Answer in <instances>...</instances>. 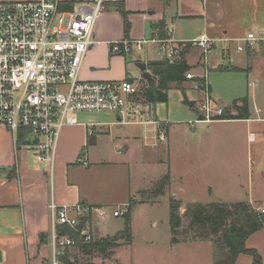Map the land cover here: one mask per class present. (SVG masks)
Listing matches in <instances>:
<instances>
[{
	"label": "rangeland",
	"instance_id": "obj_1",
	"mask_svg": "<svg viewBox=\"0 0 264 264\" xmlns=\"http://www.w3.org/2000/svg\"><path fill=\"white\" fill-rule=\"evenodd\" d=\"M208 10L211 16L208 38L213 40V46L207 51L206 67L197 68L196 72L206 71L209 95L214 100L220 99L217 103L221 106H229L235 99L247 95L249 110L253 112L258 106L262 110L259 115L264 117V0H208ZM193 24L184 26V30L195 33L197 23ZM249 32H262L263 41L249 46L244 40ZM222 35L235 38L219 40ZM237 45L243 46V50L238 51ZM198 53L199 48L193 46L186 53V59L191 63ZM124 57L127 78L140 80L141 71L135 62L145 59L144 51L124 54ZM232 67H240V70ZM189 72L194 74L193 70ZM139 84L142 87L146 82L140 80ZM203 98L204 92L195 88L193 81H188L183 84V91L171 84L166 102L138 101L133 106L137 113L130 111L124 116L129 120L127 124L117 122L112 112L74 114L77 124L63 128L73 126L80 130L88 124L94 140L88 145L86 155L99 163L86 175L84 170L92 168V163L83 166L73 162L70 166L74 170H70L83 180L81 187L87 186L97 199L93 206L104 208L101 218L93 213L89 220L91 238L85 240L78 233L77 237L83 243L112 238L123 228L122 214L131 203L132 240L130 244L115 240L116 246L107 259L87 248L78 249L74 240L63 248L58 246L56 264H64L60 262L61 257L68 264H213L220 254L219 242L214 246L211 241L215 237L191 240L189 230L180 235L188 240L171 241L169 199L173 197L181 202V229L188 222L183 215L188 203L251 202L249 192L252 190L253 205L264 207V191L260 186L264 168L260 171L254 166L260 159L258 165L264 167V150L257 152V145L248 139L253 132L250 128L255 125L233 120H215L211 125L204 121L192 123L198 117L196 111L203 112ZM185 100L193 101L194 107ZM151 119L167 122L169 138L159 141L153 124L137 122ZM192 143L198 150L196 160L190 156ZM167 171L169 186L164 193H153L155 183ZM116 208L123 213L113 216L112 210Z\"/></svg>",
	"mask_w": 264,
	"mask_h": 264
},
{
	"label": "built area",
	"instance_id": "obj_2",
	"mask_svg": "<svg viewBox=\"0 0 264 264\" xmlns=\"http://www.w3.org/2000/svg\"><path fill=\"white\" fill-rule=\"evenodd\" d=\"M123 0H83L66 10L58 0H6L0 1V126L11 131L15 148L29 150L37 161L47 162L52 170L54 152L60 131L64 126L77 124L75 113L112 112L120 117L129 115L135 101L133 96L140 88L137 79L84 80L80 70L89 46L96 20L110 4ZM168 31V29H167ZM231 40L225 38V41ZM244 40L249 46L263 40L262 32H249ZM157 44L162 59L177 60L186 44L200 48V62L205 68L207 51L213 40L200 35L192 40H175L166 37L141 39L122 38L109 43L111 54H131L142 50L147 43ZM238 51L243 46L237 45ZM193 86L204 92L201 112L204 119L212 121L213 115L222 113L217 104L210 105L206 71L201 75L186 74ZM200 121V120H196ZM119 123H129L119 119ZM140 124H153L159 141L166 140V123L159 120H138ZM87 128L88 124H84ZM21 133V134H20ZM87 165L86 152L78 159ZM260 211H264L260 207ZM52 247V264H56L58 246L74 243L75 238L60 233L58 225L76 230L82 218L97 213L100 218L104 208L76 203L58 205L49 203ZM123 213L112 210L113 216ZM89 223V220H85ZM77 232L89 240L88 225Z\"/></svg>",
	"mask_w": 264,
	"mask_h": 264
},
{
	"label": "crops",
	"instance_id": "obj_3",
	"mask_svg": "<svg viewBox=\"0 0 264 264\" xmlns=\"http://www.w3.org/2000/svg\"><path fill=\"white\" fill-rule=\"evenodd\" d=\"M58 1L71 3L73 8L83 0ZM123 4L128 12L129 29L127 34L124 31L121 15L109 5L102 11L94 24L93 42L87 50L80 70L82 79L127 78L124 54H111L109 43L122 38L159 37L157 30L151 27L152 23L163 21L167 36L179 41L190 40L200 35L210 36L208 28L211 26V16L208 10V0H123ZM193 23H197L195 33L184 30V26H194ZM223 34H227V31H223ZM225 38L232 40L235 37L222 35L219 40H225ZM193 46L196 45H190L185 52V59L186 53ZM142 50L145 59L142 61L138 59L137 62L146 63L148 60L162 59L155 43L145 44ZM200 54L199 48V53L193 58V62L190 63L186 59L196 76L203 73V71L196 72L197 68L203 67L200 62ZM188 81L191 80L184 81L182 86ZM215 101L219 102V99ZM217 105L221 106L219 103ZM221 107L223 108V106ZM261 111V108L256 106L253 112L250 111L249 118L231 119L255 125V128H250L253 132H250L248 139L257 145V152L264 150V117L259 115ZM196 112L198 115L200 114L198 111ZM254 113L256 115L253 117ZM120 118L124 119L116 114L117 122ZM194 120L192 123L204 121L211 125V121H196L199 120L198 117ZM215 120L218 121V119ZM165 123L166 138H169V126L167 122ZM87 133L91 134L85 126L80 130L73 126L62 128L57 139L53 167L50 170V165L47 162L37 161L31 151L23 148L16 149L11 131L0 126V264H43V262L51 260L50 201L58 205L97 204V199L89 188L81 187L83 180L77 178L70 170L73 169L70 165L75 162L80 149L86 142ZM191 145L190 156L196 160L198 150L195 148L196 144L192 143ZM91 163L94 166L84 170L85 175L96 169L95 164L99 163V161H93L88 155L87 165ZM258 163L255 162L254 166L261 171L264 167ZM260 186L264 191L263 177L260 178ZM249 194V200L253 204L254 193L251 190ZM245 245L248 248H255L261 256L262 264H264V227L250 234L245 240ZM244 255L242 253L237 255V264L251 263L250 257Z\"/></svg>",
	"mask_w": 264,
	"mask_h": 264
},
{
	"label": "trees",
	"instance_id": "obj_4",
	"mask_svg": "<svg viewBox=\"0 0 264 264\" xmlns=\"http://www.w3.org/2000/svg\"><path fill=\"white\" fill-rule=\"evenodd\" d=\"M122 17L125 34L129 29V22L127 19V10L124 7L123 1L110 4ZM61 9L69 10L72 4L65 2L60 3ZM153 29L157 30L159 37H166L165 23L163 21L151 24ZM190 47L186 44L181 52L180 57L170 62L167 59L148 60L146 67L151 73L148 80L140 78L145 81L146 85L140 86L138 92L133 96L135 101L142 100L147 103L166 102L167 90L171 84L183 91L182 83L186 80V74L191 70V66L185 59V52ZM226 69H230L229 66ZM233 70H240L238 67H232ZM130 79V78H129ZM139 80V81H140ZM201 81L200 78H194L191 81ZM186 101V100H185ZM188 102V101H186ZM193 108L194 102H188ZM218 104L210 96V105ZM250 111L247 102V95L235 99L229 106H223L222 113L213 115L212 120H231V119H246L249 118ZM198 119L202 120L204 117L200 113ZM21 134V133H20ZM93 134H86V142L80 149L78 157L86 152L88 145L93 141ZM77 159L75 163L78 162ZM170 184L169 171L164 173L155 183L152 190L153 193H164L165 189ZM181 202L178 199L171 197L169 199V226L172 233L171 241L179 242L181 240H188L187 238H180L185 231H192L191 240L209 239L215 237L213 245L219 242L220 254L216 256L213 264H237L236 257L238 254H246L251 257V264H262L261 256L255 248H248L245 245L246 238L264 227V211H260V206H254L249 201H238L233 203L224 202H194L188 203L183 211V215L187 217L188 222L184 229H181L182 216L180 214ZM264 208V207H263ZM131 203L127 204L125 212L122 214L124 218L123 228L115 232L112 238H99L83 243L77 237V230L83 226L85 220H90L89 216L82 218L80 226L74 230L67 226L58 225L57 229L60 233L67 234L74 237L78 249L87 248L88 251L96 253L103 257V259L110 258L113 253L114 243L117 239H122L125 244L131 243ZM184 230V231H183ZM219 232H221L219 234ZM41 237V235H40ZM217 249V248H216ZM217 249V254L219 253ZM222 251V253H221ZM61 263H66L65 258L61 257ZM43 264H50V261L43 262Z\"/></svg>",
	"mask_w": 264,
	"mask_h": 264
},
{
	"label": "water",
	"instance_id": "obj_5",
	"mask_svg": "<svg viewBox=\"0 0 264 264\" xmlns=\"http://www.w3.org/2000/svg\"><path fill=\"white\" fill-rule=\"evenodd\" d=\"M136 66L141 71L140 78L148 80L151 77V73L148 71L145 62H137ZM219 101L221 100L219 99Z\"/></svg>",
	"mask_w": 264,
	"mask_h": 264
}]
</instances>
